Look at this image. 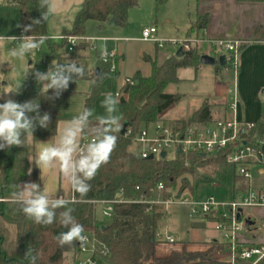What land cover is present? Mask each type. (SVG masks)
Returning <instances> with one entry per match:
<instances>
[{
  "label": "trees",
  "instance_id": "1",
  "mask_svg": "<svg viewBox=\"0 0 264 264\" xmlns=\"http://www.w3.org/2000/svg\"><path fill=\"white\" fill-rule=\"evenodd\" d=\"M164 2L166 0H156L157 6ZM7 3L20 9L21 32L23 26L30 24L33 19L40 18L41 11L37 7V0H7ZM137 5L138 0H83L71 28H64L62 35H84L86 22L90 19L97 21L99 28L111 18L115 19L117 25L127 26L129 10ZM207 22L208 15H200L194 25L199 30L205 28ZM32 35L45 36L49 50L43 51L41 46L35 50L29 67L35 66V69L47 72L53 58L65 57L62 49L67 47L66 38H51L47 32V22L35 27ZM148 60L151 61L150 74L145 76L139 71L136 72L134 83L125 84L118 97V114L122 115V127L127 123L126 131L123 134L121 130L115 133L118 137L116 146L108 163L102 165L95 178L90 181V191L82 196L73 190L69 195L59 190L56 197L73 201L69 205L74 209L72 215L83 225V234L94 233L107 245L109 253L104 259L109 264L223 263L218 256L225 250L218 240L203 244L207 245L206 249L188 250L183 246L180 250L171 251L167 256H158L156 247L162 241L158 237V230L166 212L164 205L129 201L155 198L159 183H163L168 190L164 197H169L170 191L176 190V196L179 197L187 189L194 194L202 182L216 181L220 166L226 163L223 151L212 154L195 151L153 159L143 158L133 151L134 139L140 129L158 122L163 113L181 99L179 93H167L166 87L180 80L179 69L192 67L196 70L201 64V55L195 46L184 51L182 56L173 55L162 63H158L156 59ZM99 63L97 75H91L85 70L83 78L93 80V90L86 98L84 108H94L99 95V85L111 72L110 62L100 59ZM15 88H20L15 101L23 103L38 100L41 115L49 113L51 122L48 128L37 125L34 137L27 138L25 146L0 149V264H22L29 247L38 255L37 264H65L68 255L71 262H74L78 258V242L71 247H60L55 239L60 232L67 231L59 223L58 214L63 209L57 210L56 222L45 226L28 219L21 211L20 205L15 202L13 192L17 190L18 183L22 184L30 175H33V182L36 183L37 167L35 158L29 154V146L52 140L57 133L60 119V115L51 105L52 100L47 98L52 95V90L42 94V85L36 82L31 73L16 84ZM0 103H3L1 98ZM210 120L211 106L205 101L187 121L177 124L186 126L193 122ZM250 122V127L242 134L245 140L254 142L264 139V103L260 118ZM211 170H214V175ZM237 180H240L242 189L247 188L248 183L243 178L237 175ZM114 199L124 201L115 202L110 221L103 226L98 225L95 205L99 200ZM4 222L16 226L15 238H10V229L3 225ZM250 227L251 225L247 226ZM23 264L27 262L23 261Z\"/></svg>",
  "mask_w": 264,
  "mask_h": 264
},
{
  "label": "rangeland",
  "instance_id": "2",
  "mask_svg": "<svg viewBox=\"0 0 264 264\" xmlns=\"http://www.w3.org/2000/svg\"><path fill=\"white\" fill-rule=\"evenodd\" d=\"M73 3L70 4L66 0H52L55 5V12L49 15L47 32L49 35L61 34L64 28H71L76 11L72 10L76 4H81V0H72ZM7 0H2L0 5V37H9V36H20L21 32L19 28L20 24V9L13 4H6ZM195 2V1H194ZM192 1L188 11L183 12L181 9L178 11H168L167 13H161L160 4L157 6L156 0H138V5L131 8L128 13V24L120 28H115L118 30L113 31V28H107L106 31H101L97 27V21L88 20L85 26L84 36L92 38L91 44L95 48L87 47L83 49L81 47L82 43L78 45L76 50L71 53L67 50V47L62 49L65 57H57L52 59V64L56 63H67L69 55H76V59L79 63L83 64L85 70L91 68L93 61L96 60V52L101 54V49L105 48V43L107 37L106 35H112L114 37L119 36L123 37L118 42L119 51L121 50V45L127 49L126 54L127 58L125 64L121 68V75L116 76V69L111 68L110 74L100 83L99 85V95L97 96L94 104V118L98 116L107 115L105 108L102 106V101L105 98L106 94H112L115 96V85L117 81L118 89L120 85L125 82L126 76L133 72L135 66L142 67L145 72H149L148 63L143 62L142 56L144 53L155 54L156 49L158 54H165L167 51H172L176 47L173 40H186L184 25L187 24V20H193L195 18V4ZM56 3V4H55ZM77 6V5H76ZM79 8V7H78ZM51 17V18H50ZM50 19V20H49ZM158 19V22H156ZM164 19H168L166 23ZM172 20V21H171ZM157 23L158 32L157 38L163 41L161 47H156V42L153 40H143L141 36L142 29L145 26H151L149 22ZM149 24V25H148ZM175 24L178 26L176 29ZM162 31V33H161ZM24 34V33H23ZM192 37L189 39L198 40L197 45L198 51L200 52V47L207 45L211 49H214L213 41L209 39H204L201 37ZM16 47V45L7 39H0V83L2 81H8L7 87L0 93L3 94L9 90L15 89L13 82L22 78L23 72L26 71L29 61L33 58L35 52L26 53L22 58L13 57L11 55V50ZM41 48L43 51H48L49 47L45 41ZM106 51H113L107 49ZM115 51V50H114ZM215 53V52H214ZM158 58V63L161 59ZM146 65V69L144 68ZM216 65H218L216 63ZM215 64L208 66L207 71L196 75L191 68H186L181 71V79L177 82L170 83L166 87L167 93H179L182 95L181 99L174 103L166 112L163 113V116L158 121L162 124L172 125L173 123H178L180 121H187L188 117L196 108L199 107L205 100L208 101H228L229 104L232 102V93H227L226 97L222 95H216L214 91L216 89L215 82L213 81L215 77ZM222 71L221 74L223 78L220 77L219 73L216 75L218 79L222 80L225 86L232 87L234 83V73L233 68L230 66L227 70ZM254 69V95L250 97V93L246 94L242 89H238V106H237V116L239 120H250L254 118V96L258 95L260 100L264 101V71L256 72ZM192 79H189V78ZM15 80V81H14ZM93 90V80L82 78L76 82H70L69 87L66 91H63L59 98L53 100L54 107L63 113L65 116L75 117L83 109V104L86 101V98L91 94ZM16 94V93H15ZM15 94L4 95L2 102L8 98H12ZM210 94V97L208 96ZM85 105V104H84ZM233 110L229 108L228 117L232 118ZM93 118V122H94ZM190 118V117H189ZM175 119H187L174 121ZM92 136L89 132L85 137L84 141H89ZM237 167L224 163L220 166V171H218L215 182H202L194 194L190 193L187 189L181 196H174V199H183L188 198L190 200H204L210 195H213L217 200H228L232 198L231 192L233 187V174L234 170ZM202 171V170H201ZM214 170H211L214 175ZM203 172V171H202ZM251 185L253 188L264 191V177H260L258 174L257 167L251 166ZM27 181V180H26ZM25 181V182H26ZM23 182V183H25ZM22 183V184H23ZM170 191V189H169ZM176 191L171 192L170 195H176ZM231 196V197H230ZM230 197V198H229ZM165 209V216L159 223V230L161 236L164 237V233L170 230V232L176 238V242H167L160 241L157 244L156 252L160 256L167 255L171 250L181 249L180 246L185 243L187 240H198L203 238V240H211L213 238H221V233L215 229V220L210 217H195L190 214V208L188 204H183L180 202H173L169 205L163 206ZM107 205L97 203L95 205V217L98 225L103 226L107 224L111 216L105 213ZM251 208H245L244 214L250 211ZM264 208L254 207V234H259L261 231L264 234V217H258ZM3 225L9 227L10 229V238L13 239L16 236V226L14 224H9L4 222ZM168 233V232H167ZM209 236V237H207ZM194 248L196 249H206L207 245L196 243ZM188 250H195L189 246H184ZM65 264H74L71 262L70 256L68 255ZM98 264H109L107 260L100 259Z\"/></svg>",
  "mask_w": 264,
  "mask_h": 264
},
{
  "label": "clouds",
  "instance_id": "3",
  "mask_svg": "<svg viewBox=\"0 0 264 264\" xmlns=\"http://www.w3.org/2000/svg\"><path fill=\"white\" fill-rule=\"evenodd\" d=\"M37 7L41 11L40 18L33 19L30 24L23 26V33H31V35L22 33L19 37H0L16 45L11 50L13 57L22 58L26 53L38 50L45 42V36H34L32 33L35 27L47 22L49 15L55 12L56 8L52 0H37ZM29 73L38 84L42 85V94L52 90V95L47 98L54 100L68 89L70 82H76L85 76V68L78 60L72 59L67 63L51 64L47 72H41L35 69V66H31L26 69L25 77ZM19 89L0 94V98L18 93ZM118 105V99L109 93L102 101L107 115L94 118L93 109L83 108L67 123L57 142L37 153L36 167L52 169L58 166L72 190L82 196L86 195L91 189L90 181L95 178L101 166L108 163L111 152L116 146L118 137L115 133H118L122 127V115L118 114ZM31 113L35 115H30ZM50 122L49 113L45 112L41 115L38 100L19 103L12 98L6 99L0 103V149L25 146V140L34 137L33 133L37 125L48 128ZM89 132L95 139L82 146L81 141ZM16 188L17 190L13 192L15 202L20 205L24 215L36 224L45 226L53 224L57 220V210L63 209L58 214L59 223L67 231L60 232L55 237L60 247L66 245L71 247L76 242L83 245L86 242V237L83 235L84 227L76 221L72 215L74 209L69 206L73 201L64 197L53 198L47 189H41L35 182L18 183ZM37 260L38 255L29 247L22 264L23 261L27 264H37Z\"/></svg>",
  "mask_w": 264,
  "mask_h": 264
},
{
  "label": "built area",
  "instance_id": "4",
  "mask_svg": "<svg viewBox=\"0 0 264 264\" xmlns=\"http://www.w3.org/2000/svg\"><path fill=\"white\" fill-rule=\"evenodd\" d=\"M2 0H0L1 5ZM157 27L146 26L142 29L143 40H153L161 47L163 41L157 38ZM19 37V36H17ZM66 38L67 50L74 52L81 43H91L92 38L81 35L61 36ZM198 40L186 39L172 42L176 47H182L184 51L195 47ZM213 46L216 51H226L228 61L235 72L232 93V102L229 107L233 110L232 118L225 117L207 122H193L189 125L173 123L172 125L160 122L143 126L134 139V152L143 158L153 155L154 158L161 157V152H166V157H174L177 154H188L199 151L203 154H212L223 151L226 163L231 164L236 169V174L243 178L248 186L245 189L238 187L235 195L228 200H217L210 195L204 200L196 201L188 198L174 199L176 195L164 197L166 190L163 183L156 187V197L150 200H129L146 201L150 203L169 205L173 202L188 204L190 214L195 217H210L215 220V228L221 233V243L228 255L229 264H264V242L250 243L244 238L248 231L245 220L248 217L244 214L245 208H264V191L253 188L251 185L250 167H264V139L248 142L243 137V133L250 127L251 122L239 120L237 116L238 89L237 72L239 69V54L242 41L239 39L217 38L213 39ZM116 51H102L100 59L110 62L111 68L116 69ZM134 80L127 78L126 84H133ZM121 93L117 92L116 96ZM244 129V132H242ZM82 141L81 145L93 141ZM181 149V152L178 150ZM175 196V197H174ZM0 200H2L0 198ZM124 201L123 199L99 200L97 203L107 205L105 213L109 216L113 214V204ZM241 218H238V215ZM86 242L81 245L78 242V258L74 264H98L100 259H104L108 253L107 245L101 241L94 233L83 234ZM161 240L174 242L175 239L169 233L164 237L158 233Z\"/></svg>",
  "mask_w": 264,
  "mask_h": 264
},
{
  "label": "crops",
  "instance_id": "5",
  "mask_svg": "<svg viewBox=\"0 0 264 264\" xmlns=\"http://www.w3.org/2000/svg\"><path fill=\"white\" fill-rule=\"evenodd\" d=\"M66 1H68V3L70 2V4L73 3L72 0H66ZM192 1L193 2L195 1L194 4H195L196 14L193 20H187V24L184 25V28H183L185 30L184 35L188 37V39L195 37V36L199 37V35L201 34L202 38L209 39V40H213L217 38H229V39L241 40L242 45H241V51L239 54V69L237 72V87L239 86V88L242 89L244 93L246 94L250 93V97H252L254 95V69L257 70L256 71L257 73L264 71V0H166V2H164L161 5L160 12L164 14V13H167L168 11L169 12L176 11V10L178 11L179 9H181L183 12H186L188 11L190 5L192 4ZM82 2L83 0H81V4H76L77 6L75 5L74 7H72V10L74 9L73 13L74 11H76L75 13L78 12V10L81 8ZM6 4H9V3L6 2ZM205 14L208 15V22L206 24V27L198 30L195 27L197 23V19L200 15H205ZM167 21L169 20L164 19L165 23ZM48 22L49 21L47 20V25H48ZM156 22H158V19ZM149 23L150 25L156 26L158 29L157 23H154L152 21ZM175 26H176V29H178V26L176 24ZM97 27H98V22H97ZM120 27H123V26H119L116 23L113 25V24H110V22H108L104 24L102 28H99V27L98 28L101 29V31H106L107 28H113V31L111 32H115V30H118L115 28H120ZM19 28H20V24H19ZM49 36L51 38L58 39L62 36V33L59 35L54 34V35H49ZM103 37H107L108 39H106L105 48H102L100 51L102 52L107 49L116 51V56H115L116 72L115 73H116V76L119 77L121 75V68L125 64L124 62L127 58L126 48H124L121 45V50L119 51L118 42L123 37H119V36L114 37L113 34L106 35ZM157 46L158 45H156V47ZM81 47L83 49H86L87 47L95 48L91 43H82ZM196 47L198 48L199 46L196 44ZM200 49L201 51L199 53L201 56L206 55L209 57H214L216 59H218L221 56H225L223 60L224 61L223 64H220L217 61L216 63L218 65H216V63H201L196 70L192 67H188V68H191L193 72L196 75H198L200 73H203L204 71H207L208 66L210 65L212 66L213 64H215V67L218 68L219 70L215 69L216 73H215V77L213 81L215 82L216 89L214 91L216 92V95H222L223 97H226L227 93H229L230 95L231 93L230 90L232 89L233 86L227 88L225 86L226 84H224V82L222 81L223 79L220 80L218 79V76L216 77V75H218L219 73L220 77L223 78V75L221 74L222 71L220 70L224 69L226 71L228 67L230 68L231 65L228 61V53L226 51H216L215 49H211L207 45L201 46ZM177 50H178V47H175L174 50L167 51L165 54H158L159 52H157V49L154 55L150 53H144L142 56V60L143 62L148 63L149 72L148 73L145 72L144 70H142L143 69L142 67L140 68V66H135L132 70L133 72H131V74L126 76L125 82L123 81L119 89H118L117 81H116L115 96L117 92L119 93L122 92V89L124 85L126 84L127 78L134 80V75L136 72L139 71L141 72L142 75H145V76L150 74L151 61L148 60V58L152 60L156 59L157 61H158V58H160L161 59V60L159 59L161 61L160 63H162L165 59L173 55H176ZM72 59H76V55L68 56V60H72ZM99 60H100V54L96 52L95 63L93 61V64H91V68L89 70L86 69V71H88L89 74L97 75L99 73V69H100ZM30 63H31V60L29 61L27 68H29ZM144 68L146 69V65ZM185 69L186 68L179 69L180 79L182 78L181 71ZM233 73H234V78H235L234 70H233ZM25 74H26V71L23 72L22 78H20L17 81L14 80L15 82L12 83L14 88L16 84H18L24 79ZM189 79H192V78L190 77ZM7 84H8V81L6 80L0 83V93L7 87ZM263 93H264V90H263ZM16 94L13 96V99L15 98ZM208 96L210 97V94H208ZM116 97L118 99L119 96H116ZM205 101H207L211 106V120L228 117L229 108H230L229 107L230 104L228 101L227 102L226 101L216 102V101H208V100H205ZM263 103L264 101L260 100V98H258V95L254 96V116L255 117L251 118L250 120L246 119V121H255L258 118H260ZM84 104H83V108H84ZM202 104H200L199 107L196 108V110H198L202 106ZM51 105L53 109L60 115V119L58 121L57 133L52 140L40 141L35 144H31L29 146V154L31 155L32 158H35V159H36L37 153L41 149L59 140L60 134L63 132V129L65 128L67 123L70 122L74 118V117L65 116L63 113L58 111L53 105V100L51 101ZM173 105H171L170 107H172ZM196 110H194V112ZM194 112H192L189 117H191V115ZM189 117L187 119H189ZM187 119H175L174 121L176 122L179 120H187ZM92 138H94V136H92ZM257 169H258V174L260 175V177H264V167H259ZM33 181H34L33 175H30L26 182H33ZM35 181L37 184L40 185L41 189H47V191L53 196V198L56 197L59 190H62L66 195H69L72 192L70 183L59 171L58 166L52 169H39L37 167ZM240 183H241L240 180H237L236 170H234L233 187H232V192H231L232 197L235 195V192L237 191L238 187L241 185ZM246 216L248 217V219H251L253 222L251 224V227L244 234V238L248 240L250 243L264 242V234H262L261 231L259 232V234L255 235L254 230H251V228H254V207H251L250 211L246 213ZM258 217H261L262 219L264 217V212L258 215ZM167 230L168 231L166 232H168L170 235L174 237V235L170 232V230L169 229ZM158 233L161 234L160 230H158ZM174 239H175L174 242H176L175 237ZM213 240H218L219 242H221V238L220 239L213 238L211 240H206V241L203 240V238L201 239L199 238L198 240L195 239V240L185 241V243L182 244L180 248H182L183 246H189L193 249H196L194 248L196 245H198L196 243L199 242L200 244H205V243H210ZM176 250H179V249H176ZM170 252L167 255H169ZM218 258L222 260L223 263H199V264H229L228 255L226 252H223L221 255L218 256Z\"/></svg>",
  "mask_w": 264,
  "mask_h": 264
},
{
  "label": "water",
  "instance_id": "6",
  "mask_svg": "<svg viewBox=\"0 0 264 264\" xmlns=\"http://www.w3.org/2000/svg\"><path fill=\"white\" fill-rule=\"evenodd\" d=\"M109 22H110V24H113V25L116 23L114 18H111ZM183 54H184L183 48L179 47L177 52H176V56H182ZM224 58H225V56H221L218 59H216L214 57H209V56L203 55V56H201V63H216L218 61L220 64H223ZM126 127H127V123H125L123 125L122 129H121V133L122 134L125 133ZM242 132H244V129H242ZM178 152H181V149H179ZM160 156L162 158H165L166 157V152L165 151L161 152ZM153 158H154V156L150 155L147 159H153ZM238 218L239 219L241 218L240 213L238 215ZM252 222L253 221L251 219H246L245 220L246 226H250L252 224Z\"/></svg>",
  "mask_w": 264,
  "mask_h": 264
}]
</instances>
